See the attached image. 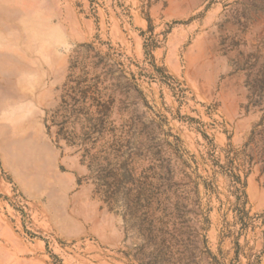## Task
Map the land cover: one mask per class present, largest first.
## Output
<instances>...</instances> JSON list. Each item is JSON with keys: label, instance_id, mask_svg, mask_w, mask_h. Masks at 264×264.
I'll list each match as a JSON object with an SVG mask.
<instances>
[{"label": "rangeland", "instance_id": "rangeland-1", "mask_svg": "<svg viewBox=\"0 0 264 264\" xmlns=\"http://www.w3.org/2000/svg\"><path fill=\"white\" fill-rule=\"evenodd\" d=\"M0 264H264V0H0Z\"/></svg>", "mask_w": 264, "mask_h": 264}]
</instances>
